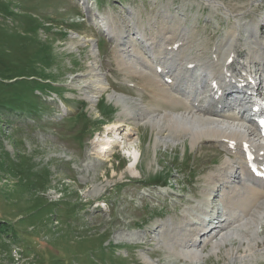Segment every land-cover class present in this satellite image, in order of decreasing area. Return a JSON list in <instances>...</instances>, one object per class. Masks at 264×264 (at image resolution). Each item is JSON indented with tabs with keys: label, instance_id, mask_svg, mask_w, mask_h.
Masks as SVG:
<instances>
[{
	"label": "rangeland",
	"instance_id": "obj_1",
	"mask_svg": "<svg viewBox=\"0 0 264 264\" xmlns=\"http://www.w3.org/2000/svg\"><path fill=\"white\" fill-rule=\"evenodd\" d=\"M101 1L0 0V102L22 110H0V225L35 236L31 242L0 234V264H189L168 249L176 236L191 235L177 227L183 219L198 222L208 205L222 209L217 191L207 196L204 189L228 151L206 138L197 145L182 136L160 142L137 113H120L112 94L131 105H149L151 97L141 77L119 67L112 51L117 43L107 40L103 30L113 36L103 22L109 18L121 33L145 42L134 24L156 33L158 23L176 15L175 22L183 19L195 32L192 53L203 50L210 58L234 19L208 0ZM215 1L247 20L264 16V0ZM119 43L134 44L128 37ZM237 43L236 60L243 61L247 43L242 37ZM81 106L90 122L80 116ZM116 109L103 125L94 123ZM134 150L140 154L136 169ZM155 173L169 181L154 184L162 178ZM260 220L263 234L264 213ZM204 259L233 264L223 248ZM253 260L244 264H264V257Z\"/></svg>",
	"mask_w": 264,
	"mask_h": 264
},
{
	"label": "bare ground",
	"instance_id": "obj_2",
	"mask_svg": "<svg viewBox=\"0 0 264 264\" xmlns=\"http://www.w3.org/2000/svg\"><path fill=\"white\" fill-rule=\"evenodd\" d=\"M208 2L214 7L221 5L225 13L231 14L234 19L231 33L228 32L227 38L216 48L221 57L217 56V59L212 61L205 57L203 50L191 53L194 50L191 46L195 44L193 37L195 32L188 30L182 23L183 19L175 22L176 15L169 19L164 18L160 24L157 22L159 28L156 33L149 31L147 34L145 26L134 24L135 32L136 30L141 32L140 38L145 41L143 43L146 50L136 48L133 51L129 50L130 47L124 50L130 43L119 41H126L127 37L122 35L118 25L109 23V18H105L106 21L103 22L105 29L111 33L116 45H124L119 46L115 52L119 67L124 72L141 77L142 89L150 93L151 99L149 105L141 102L131 105L132 103H128L121 95L112 94L110 97L121 105L120 113L135 115L137 113L138 120L148 121L160 135L157 137L160 142H173L180 136L190 138L191 144H196L203 138L209 141L215 139L228 151L230 155L219 164L218 171L208 175L204 189L207 196L217 191L221 211L218 212L217 209L216 212L212 211L215 207L209 209L208 205L203 208L204 216L198 218V222L185 217L187 220L183 219L177 229L185 235L189 233L191 235L187 238L176 236V242L169 241L167 245L168 249L187 258L189 264H204L206 262L204 258L210 253L218 257L221 248L233 264H244L264 257V233L261 234L257 229V224L261 223L260 215L264 213V180L258 175L251 174L246 168L241 146L244 142L249 143L254 150L255 158H264V140L255 133L253 124L247 120L246 106L250 96L237 94L233 97L226 91V95L229 96L226 100L227 107L239 104L238 99H242L243 104L234 108L236 112H225L218 109L217 101L205 91L209 87L207 79L223 75V66L228 55L237 56L235 49L240 37L247 43V53L243 62L240 65L237 63L236 67L230 70V77L254 73L252 79L255 85L258 88L264 86V68H260L264 67V37L261 35L264 32V16L255 21L251 18L247 20L244 13L233 14L229 7L218 1ZM175 42L178 43L177 48L174 47ZM213 51L215 52V49ZM95 52L96 50L92 49L96 57ZM192 62H196V66L188 70L186 66ZM256 62L259 63L257 68L254 65ZM155 66L171 73V76L165 75L172 77V82L166 83ZM92 70L95 68H91ZM160 103L168 105L171 109L163 108ZM177 106L182 109L173 110ZM106 148L102 145L99 150L105 152ZM134 151L139 156L138 150ZM133 156L134 159L137 158L135 152ZM161 226H157L158 230L154 231L157 239L163 234ZM176 235L181 234L176 232ZM207 244L211 246L204 252ZM144 258L149 263L153 262L148 256Z\"/></svg>",
	"mask_w": 264,
	"mask_h": 264
},
{
	"label": "trees",
	"instance_id": "obj_3",
	"mask_svg": "<svg viewBox=\"0 0 264 264\" xmlns=\"http://www.w3.org/2000/svg\"><path fill=\"white\" fill-rule=\"evenodd\" d=\"M57 89H61V88H57ZM11 103H12V101H10V100L0 102V110L2 108L3 109L6 108V109H9V110L10 109L14 110L15 112L22 111L20 108L16 107V104L12 105ZM41 107H45V105L41 104ZM114 112H115V110H109L108 113H105L106 115H104L103 117L98 119L97 125L100 126L108 118V116H112L114 114ZM80 116L83 117L85 120L89 121L87 115H85V113L83 111H81V115ZM165 182H166V179L164 178L161 183L164 184ZM5 233L6 234H10L11 236H13V239L14 238L21 239L22 236L26 235V237H28L27 239L30 240L31 242H33L35 240L34 233H26L25 229L23 227H20V226L19 227H8V225H6V224L0 225V234H5Z\"/></svg>",
	"mask_w": 264,
	"mask_h": 264
}]
</instances>
